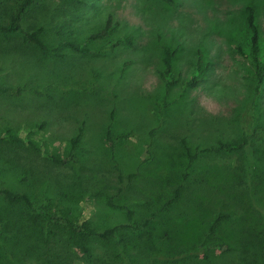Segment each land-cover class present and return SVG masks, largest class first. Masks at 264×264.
I'll list each match as a JSON object with an SVG mask.
<instances>
[{"label": "rangeland", "instance_id": "obj_1", "mask_svg": "<svg viewBox=\"0 0 264 264\" xmlns=\"http://www.w3.org/2000/svg\"><path fill=\"white\" fill-rule=\"evenodd\" d=\"M247 6L255 10L264 50V0L35 2L24 29L40 25L49 44L69 40L88 50L62 47V57H51L20 38L0 41V86L9 89L0 92V131L11 128L37 147L12 151L0 144V187L103 228L124 222L108 198L128 205L141 223L182 184L179 202L142 228L149 234L144 250L126 242L131 254L147 264H264V78L256 91L251 64L236 48H247ZM108 15L117 25L89 39ZM166 46L176 50L180 78L197 74L200 58L199 83L178 80L164 92L157 69ZM80 127L74 160L53 163L48 155L64 158ZM108 131L111 139L125 137L112 144ZM243 136L241 150L201 153L190 164L181 144L184 138L194 150ZM218 213L233 215L210 231ZM29 231L15 256L10 245L0 249V264H46L40 234ZM55 243L48 238L52 255L60 248ZM26 244L37 249L27 253ZM90 245L106 256L101 240ZM64 251L63 262L85 264L75 248Z\"/></svg>", "mask_w": 264, "mask_h": 264}, {"label": "trees", "instance_id": "obj_2", "mask_svg": "<svg viewBox=\"0 0 264 264\" xmlns=\"http://www.w3.org/2000/svg\"><path fill=\"white\" fill-rule=\"evenodd\" d=\"M5 1V0H4ZM3 0H0V9L5 10L6 15L0 16V41L9 44L12 39L20 38L23 44L30 46L40 55L51 57H62L59 52L62 47H67L76 52H84L88 50L86 47L75 44L72 41H60L57 44H49L44 39L43 26H35L32 28H23L22 21L33 4L38 0H10L9 5H5ZM80 1V0H79ZM166 3H173L175 0H163ZM3 13V12H2ZM246 28L248 37L246 39L247 48L242 45H236L239 54L251 64L253 76L256 80L255 90L259 91L264 78V50H261L260 43V27L256 18L255 10L252 6L246 7L245 16ZM117 23H112L111 15L105 19L102 29L90 33L89 39H100L108 36L110 31ZM198 55L201 54V49H198ZM176 50L170 46H166L160 52V67L157 69L158 76L163 82V89L166 94L170 93L171 86L177 83L178 80L184 86H193L199 83L198 75L202 70L200 66V58L196 62L197 74L191 75L188 79L180 78L175 74L174 56ZM9 91L8 88L0 86V92ZM160 104L164 106L167 102L162 100ZM109 130V129H108ZM82 127L79 128L77 134L69 140V150L64 158L55 155H48L49 159L56 164L63 161H73L75 152L79 146L82 137ZM107 139L112 141L122 140L125 135L118 134L111 139V133H106ZM0 144L10 146L13 151L16 147H30L37 149L35 144L27 139H22L11 132V128L5 127L0 131ZM182 148L189 161V164L194 162L201 153H226L241 150L247 144V137L243 136L237 139L222 141L219 140L215 144L204 147H196L190 149L187 141L181 139ZM183 190V185L178 184L170 197L156 210L150 213V218H145L141 223L134 220L135 211L128 205L121 202H114L112 198L107 199V205L113 209H118L124 213V222L114 226L103 228L93 227L88 220L80 221L78 218L71 216L63 211L53 212L49 209V205L41 204L35 201L32 196L26 192H18L8 187H0V249L10 245L11 250L8 254L15 256V251L18 249V244L23 239H28L31 230L36 234H40V239L44 246V251L41 256L46 260V264H68L63 262L64 255L67 251L64 249L73 247L81 254L85 264H147L143 263L135 254H131L126 247V242L132 241L134 246L139 249V252L144 250L143 238L148 236V232L142 228L150 225L151 218L158 212L165 210L179 201V197ZM253 196L244 197L245 201H249ZM262 209H264L262 207ZM232 213H218L210 225V231H214L215 227L222 220L232 218ZM125 231V232H124ZM127 231H133L130 237ZM51 238L53 242H58L59 249L55 250V254H51L53 247L47 248V240ZM97 238L102 241L103 245H107L106 256H97L93 253L90 242L91 239ZM47 239V240H46ZM114 239L116 242L111 244ZM55 243V244H56ZM29 244V243H27ZM26 244V245H27ZM37 249V245H27L26 252L29 253ZM7 251V248L4 252ZM8 255L6 258L8 259ZM60 259V260H59ZM11 261V260H10ZM101 261V262H100ZM12 262V261H11Z\"/></svg>", "mask_w": 264, "mask_h": 264}]
</instances>
